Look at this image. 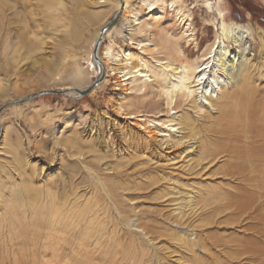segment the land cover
<instances>
[{"label":"bare ground","instance_id":"6f19581e","mask_svg":"<svg viewBox=\"0 0 264 264\" xmlns=\"http://www.w3.org/2000/svg\"><path fill=\"white\" fill-rule=\"evenodd\" d=\"M65 1L66 0H53L52 3L46 4V8L47 11L52 13L57 24L63 22V26L70 27L74 34H76V32L80 29V26L77 24L79 23L81 26L83 24L82 21L79 20L82 9L80 8L81 12L79 10L77 11L76 8L78 6L82 5L85 6L84 8H87V6L90 4L97 6L101 2L109 3L110 5L109 0H71L70 10V8L67 7ZM166 1L169 2L170 8L174 9L175 20L182 25L183 29L180 32V36L178 35V38L174 37L176 39L171 36L172 33L165 34L169 35V37L165 36L161 45H155L156 43L153 44L149 37L150 33H148L147 30H144L145 35L142 36L144 38V42L141 43H143V45L152 44L155 50L154 51L152 48V51L155 53V55L157 53V56H160L159 59L157 58L154 60V62H151L139 57L135 51H129L126 55L127 62H129L130 65L124 67L122 64L118 68H115L113 65L116 63L114 62V58L111 56L113 55L114 51L113 45H105L104 48L100 50V44L103 37L105 35L108 36L110 32L113 31L116 33H122V29L124 27L122 23L118 29L113 25V23L108 28H106L97 47V51L94 53L92 51L87 57L89 68L91 67L92 69H95L99 67L98 70L100 69V73L103 68H107L112 75L116 73H122V76L125 77L124 79H120L121 75L115 76V79L117 81L116 83L119 85L122 81H128L129 86H126L123 91L128 89L133 90L134 93L143 91V93L132 95L129 98H126V96H121L119 102H116L118 106L117 111L119 114H124V116L130 121L133 118L138 119H133L131 122H129L132 125H136V129L131 130L132 128L130 127V132H128V130H125V128H121V130H119L120 135L116 136L112 133L113 131L110 132V128L109 130L107 129V136L105 134V136L102 138L104 141L102 145L108 152L111 148L109 146H118L120 143L118 148L122 149L127 156L124 157L125 164L122 162L123 160L121 158H118L112 164L111 168L107 164L102 166L101 163L106 157V150L103 151V149H99V145L96 146V144L92 142L94 138H92L90 141L80 139L68 141L66 146L67 148L65 150L67 159L74 156H84L88 153L91 155L89 157L90 159L83 160L81 161L82 163H80V169L83 170V177L87 178V180L85 179V182H87V188L90 190V192L88 193L84 189L79 190L81 185L80 181H78V179L76 180L77 182L75 181V177L78 175L77 166L69 165L68 163L65 164V159L60 157L59 159L62 160L61 165L67 168V175H59L58 173L56 176L52 177V180L46 186L47 190L45 192L36 193L33 197V200L35 199L34 206H26V202H23L19 208H15L12 211L7 212V217H2V215L0 216V254L6 255L8 253L12 255L13 260L10 262V264H18L19 262L18 255L21 249L19 237L22 238L25 235L22 233H24L25 224H27L28 221H31V223L35 222V227L38 225L41 227V230L39 229L38 231L34 226L33 227L35 231L31 227V231H33L32 235L29 236V244L32 246L31 249L35 246L34 243L37 242V239L39 240V238L45 242L40 243L43 245L47 242V244L43 246H49L51 250L55 248L56 251V245L60 246L62 244H65L63 248H65L66 245H70L67 246L68 248L72 245L68 243L70 235L71 237L73 236L70 233L73 231L72 228H76L82 222L86 228L84 235L87 231L85 235L86 237L91 235V238H93L94 235L96 238L98 237V235L96 236V232L98 233L99 229L95 226H98L99 221H104L107 215L111 217L112 212L111 214L105 215L108 210H111L112 208L116 211L118 216L124 217V214H122L124 211L122 210L121 205L123 202L127 201L129 193L131 195L135 194V191L139 189V185L144 184L145 182L150 183L143 188V191L149 187L156 188L158 185L162 186L160 189L161 192L158 191L155 197L162 198L163 201L167 202L169 205H176L175 208L171 209V218L169 219L174 221L173 224L179 226L181 229H185L186 227H205L216 220L218 216L221 218H226L224 222L228 221L227 223L229 224H235L233 226L227 225L228 227L220 226L219 224L215 225V227H218V229L224 228L225 231L231 228V238L228 237L229 239L226 240H224L225 237L223 238L225 234L220 236L209 234V242L206 243L201 240L200 235L198 234L197 242L199 248L204 253V255H207L208 257L211 256L216 264H240L239 261H237L240 260L238 259L240 255L235 252L232 253L230 249L228 250V248L232 242H234L233 244L235 245H239V242L242 241H250V247L247 245L248 249H245V245V247H243L245 251L243 250L242 254L245 255L246 261H249L253 264H264V254H262L264 253V221H262L260 213V215L255 214L257 208L259 209L264 207V32L256 31V29L251 28V26L245 27V30L243 31L239 30L238 27H240V25L236 23L231 21L230 23H225V16L222 14L219 6H217L216 11L221 22L220 31L214 32L212 42L209 41L210 43L206 44L204 48L201 49L202 40H205V37L199 39L198 36L196 37L195 33L193 32L190 21V15L192 14H190L189 10L184 6L183 0H141L142 3L147 5V8L152 6L163 8V3ZM205 1V5L207 6V15L209 18L207 19L209 21L206 23L207 25H204L203 28L207 27L209 23L211 25H214L215 23L212 6H210L209 0ZM124 3L125 7L122 9L124 17L123 22H126L129 25L138 19L136 15L137 12H134L133 8L129 9L127 7V0H124ZM18 6L19 1L17 0H0V30L3 29L6 30V32H10L13 29L12 19L18 17L21 13ZM114 6L116 7L115 10H118L120 8V1L116 0ZM209 9H211V13L209 12ZM72 10L77 11L78 15L75 19L71 17V14L74 13L75 15L76 13H72ZM22 14H24V12H22ZM26 14L28 13H25V15ZM55 21L53 20V22ZM139 23L140 28L148 25V23ZM105 25L106 23L103 26ZM103 26L97 30L96 41ZM129 30L133 32L135 29L129 27ZM238 31L239 34L247 33L249 36H254L257 38V53L255 54V52L252 51L250 57L243 59L236 74L234 73V75H232L231 72L230 75L228 74L232 81L228 88L220 87L219 94L215 97L205 92V94L200 98L198 96V86H200L202 83L201 79L204 75L201 78L199 77L202 71H204V69L209 65V58L212 54V48H214L217 43L219 45L221 42L231 43L230 41H232L235 47H237V50L239 49L240 51V47L244 46V44L242 43L241 36L235 35V33H238ZM132 38H130V40L132 42V48H134L133 42L135 40ZM181 39L186 41L185 46H182L180 41ZM96 41L94 45L96 44ZM137 44L139 45L140 41H137ZM190 46H192L191 49ZM115 47L116 50H118L117 46ZM216 48L217 47H215V49ZM101 51L104 53L103 59H105V62L100 58ZM118 52H120L122 55L121 51ZM65 55L66 57L69 56L67 54ZM255 55L258 57V60H255ZM134 56H137V58L134 59ZM72 58V68L69 73L64 72L62 68L57 74H55V79H60L61 81H66V79L69 80L70 83H68L67 86L59 88V90H63V92L65 91L64 93L66 95H74L79 97L82 92L80 89L84 88L82 86L86 83L87 86H92L93 83L89 82L88 80L85 81V74H87V72L84 71L83 67L80 65V60L78 61V59H75L74 56ZM66 59L64 57L63 65H65ZM93 59L96 63L92 62ZM218 62L221 66L229 63L225 60V57L222 54L219 55ZM75 64L78 65L74 69L73 65ZM100 73L98 74V77L100 76ZM1 85L3 84L0 83V89L2 90L3 86ZM143 87L144 89L142 90ZM21 99H17L13 102L18 104L19 102L17 101ZM161 102L164 104L163 107ZM210 109H214L215 115L210 112ZM163 126H168L171 130H166V127ZM91 131L92 129H90V133ZM190 141L192 143L187 144V142ZM169 143L171 144L170 146L183 144L186 150L190 148L191 153L188 154L190 157V163H188L186 167H188V170L190 171L195 170L202 174L194 176L191 182H188L187 180L186 182L178 183V185L170 187H168L166 181L164 180L165 174L163 173L150 177L149 180H147V178H143V176L130 174L128 168H126V165H129L134 161L135 163L133 164V167L147 163H156V152L158 150L163 152L164 148H170ZM180 155L181 152L178 153L177 157H180ZM218 160L221 161L217 166L218 168L216 169L215 165ZM170 161L171 160H167L166 163ZM210 169H212L210 171L211 173L214 171V174L218 173L221 178L228 179L230 182H228L226 186L223 184L225 187L222 186V189L219 188L220 184L216 185L215 187H211V181L204 180L209 178V173H206ZM111 170L113 172H111ZM104 172L112 174L113 177L105 175ZM201 176H203V178L199 181L194 180L195 178H201ZM134 178H140L142 183L141 181L135 182ZM132 187H137V189L135 190ZM181 188L186 190L187 196H175L182 191ZM163 190L165 193L162 192ZM21 217L22 219L19 221V218ZM123 219L125 221V218ZM107 220L110 222V219L106 218V222L104 223L105 225ZM36 221H38L37 226ZM94 221L97 225L94 223ZM243 221L245 222L242 223ZM151 222H147L148 224L146 223L144 226H142L143 223H145L142 221V225H137L142 231V237H147V239L149 238L150 240H153L162 236H168L171 240H175V246H177L182 252H187L191 254L192 257L196 256L194 244L182 235H176L175 233H172L173 231H176L173 226L171 227L167 225L165 228V230H170L172 232L155 230V232L152 231V233L151 230H153L155 227H159L160 225ZM150 226L153 229H151ZM112 227L115 229V226ZM112 227L111 229H113ZM206 228H209V226ZM114 229L111 231L112 233L117 232H113ZM116 229H118L117 226ZM238 233L241 234L237 235ZM105 235L108 236L110 234L105 233ZM125 235L126 233H124L123 236ZM142 237L140 238L142 239ZM140 238L138 240L137 237L139 242L142 241H140ZM102 239L106 238L104 237ZM85 240L87 241V239ZM133 240H135V238ZM102 241L104 243V240ZM146 242L148 243L150 241ZM95 243H98V240H95ZM259 243H261V246ZM134 244L132 245L134 246ZM143 244L144 243L141 245L143 246ZM25 245L27 244L25 243ZM116 247L118 248V246ZM134 247H136V245ZM138 247H140L139 249L141 250V246L139 245ZM93 248L94 247H92V250ZM143 248L145 249L146 247H142V249ZM89 249L91 250V248ZM96 249H100V247ZM103 249L104 248H102V250ZM146 249L148 251L150 248L148 249L147 247ZM51 250L48 251L51 252ZM25 251L27 254L28 250ZM55 251L53 250L54 253ZM74 251L72 253H74ZM98 251L96 250V253L94 252L93 255L97 254ZM104 251L105 250H103V252ZM216 251H220L222 254L221 257L223 258L218 256L219 253ZM239 251L240 250H238V252ZM172 252L167 254L170 255ZM72 253L69 255H72ZM80 253L77 252V254H74L75 256L79 257L78 254ZM145 253L141 255L144 257L140 258V260L138 259L139 261L136 264L160 263V256L158 255L157 251L151 250L149 253ZM124 254L125 252L123 255ZM82 255L80 257L84 258ZM40 256H42V254H40L39 257ZM3 258L4 257H0V264H6ZM66 258L62 257L61 260H55L54 264H68L71 262L69 260L67 261ZM91 258L93 257L91 256ZM117 258L119 257L117 256ZM132 258L133 253H127L126 250V258L120 259L126 261L128 264H132V262H134V260L131 262ZM24 259L26 258L24 257ZM43 259H41V264L50 263H47L48 260L45 261L46 259L44 260L46 263L43 262ZM63 259H66V261L62 262ZM197 259L199 261L198 264H206L202 257L198 256ZM21 260L22 262H25V260L20 259V261ZM33 260L35 261V259ZM85 260L82 262L85 263ZM31 261L30 263H32ZM92 261L95 263V260ZM37 263L40 264L39 262Z\"/></svg>","mask_w":264,"mask_h":264},{"label":"rangeland","instance_id":"374dc122","mask_svg":"<svg viewBox=\"0 0 264 264\" xmlns=\"http://www.w3.org/2000/svg\"><path fill=\"white\" fill-rule=\"evenodd\" d=\"M17 1H19L18 8L20 9L21 13L19 14L20 17H13V29L10 32H6V30L3 29L0 30V79L2 80H0V83L3 84L1 85L3 86V89H0V106L6 104V102L21 99L25 96L32 95L45 89H59L67 86L70 81L67 79L66 81H61L60 79L57 80L55 79V74H57L62 68L64 72L69 73L72 68L71 64L73 61V56L75 59H78V61L80 60V65L83 67V70L87 72V74H85V81L88 80L92 83L93 79L98 77L100 69L98 70L99 67L95 69H92L91 67L89 68L87 57L93 51V46L97 36V30H99L101 26H103L109 19H111L115 12L119 11V15L118 19L113 25L118 29L120 28V25L122 23L124 25L122 29L123 31L122 33H116L113 31L110 32L108 36L105 35L103 37L100 44V50H102L105 45H113L114 51L113 55L111 56L114 58V62L116 63L113 65L115 68H118L122 64L124 67L130 65V63L127 62L126 55L129 51H135V53H137L139 57L151 62H154L155 59L160 58L159 55L157 56V53L155 55V53L152 51V48L154 50L152 44L143 45V43H141L144 42V38L142 37L143 35H145L144 30H147L148 33H150L149 37L152 40L153 44L156 43L155 45H161L164 37H169V35L165 34L172 33L171 36L173 38H178V35L180 36V32L183 29L182 25L175 20V11L174 9L170 8V4L167 1L163 3V8H157L156 6L147 8V5L145 3H142L141 0H127V7L129 9L133 8L134 12H137L136 15L138 17L136 21H133L129 25L126 22H123L124 17L122 9L125 7L124 0H119L120 8L118 10H115L116 7L114 6L116 0H109L110 5L109 3L105 2H101L97 6L90 4L89 6H87V8H84L85 6L80 5L76 9L80 12L82 9L79 20H81L83 24L82 26L79 23L77 24L80 26V29L76 32V34L72 32L73 30H71L70 27H64L63 22L57 24L52 13L47 11L46 4L52 3L53 0ZM70 1L71 0H66L65 3L71 10ZM209 3L210 6H212V11L214 14L213 18L215 23L214 25H211L209 23V25L207 26L208 28H203L204 25L209 21L207 15V6L205 5L206 1L183 0L184 6L189 10V13L192 14L190 15V21L193 32L195 33L196 37L198 36L199 39L205 37V40H202L201 49H203L206 44L212 42L214 32L220 31L221 22L220 17L216 11L217 6H219L222 14L225 16V23H230V21L236 23L240 25V27H238L239 30L243 31L245 30V27L251 26V28L256 29V31L264 32V0H209ZM243 6L250 7V10H252V15H250L249 13L243 14ZM24 8H26L27 10ZM210 10L211 9H209V12L211 13L212 11ZM77 11H71L72 13L76 12L75 15L74 13L71 14V17H73V19H75L78 15ZM22 12H24V14H22ZM25 13H30V16L28 14L25 15ZM53 20L55 22H53ZM139 22L148 23V25L146 26L144 24L145 27L140 28ZM129 27L135 30L132 32L129 30ZM235 35L241 36L242 43L244 44V46L240 47V51L239 49L237 50V47H235L232 41H230L231 43L221 42L219 45L217 43L214 48H212V54L209 58V65L204 69V71H202L199 77L201 78L204 75L201 79L202 83L200 84V86H198V96L200 98L205 94V92L215 97L219 94L220 87L228 88L232 82L228 74L230 75V72L232 75H234V73L236 74L243 59L250 57L252 51H254L255 54L257 53L258 40L256 37H251L247 33L239 34V31L238 33L236 32ZM129 37H133L132 39L135 40L133 42L134 48H132V42ZM137 41H140L139 45L137 44ZM180 41L182 43V46L186 45L185 40L181 39ZM115 46H117L118 50H116ZM191 47L192 46H190V49ZM215 47L217 48L215 49ZM118 51H121L122 55ZM65 54L71 57H66ZM220 54L224 55L225 60L229 63L224 66L219 65L218 57ZM64 57L65 59H68L65 60L67 62H65L67 70L65 65H63ZM103 57L104 53L101 51L100 58L105 62V59H103ZM256 57L257 56L255 55V60H258V57ZM136 58L137 56H134V59ZM92 62H95L94 59L92 60ZM75 65H73L74 69L78 64ZM103 69V79L101 80L99 85L94 86V88L85 96L78 97L74 95L68 96L51 94L42 95L31 101L8 105L0 112V216L2 215V217H7V212H10L15 208H19L23 204V202H26V206H34L35 199L33 200V197L36 193L45 192L47 190L46 186L50 183L52 177L56 176V174L58 173L59 175H67V168L61 165L62 160L59 159L60 157H62V159H65V164L68 163L69 165L77 166L78 175L77 177H75V181L77 179L78 181H80L81 185L79 187V190L84 189L89 193L90 190L87 188V182H85V179L87 180V178L83 177V170L80 169V163H82L81 161L83 160L90 159L89 157L91 155L90 153H88L84 156H74L67 159L65 150L67 148L66 146L68 144V141H73L75 139L90 141L92 138H94L92 142H94L96 146L99 145V149H103V151H105L106 148L102 145L104 143L102 138L105 136V134L107 136V131L110 128L112 129H110V132L113 131L112 133L116 136L120 135L119 130H121V128H125V130H128V132H130V127L132 128L131 130L136 129L137 126L132 125L129 122L137 118H133L130 121L124 116V114H119L117 111L118 106L116 102H119L121 96H126V98H129L132 95L141 94L143 93V91L137 93H134L133 90L129 89L123 91L126 86H129L128 81H122L119 85L116 83L117 81L115 79V76L120 75V79H124L125 77L122 76V73H116L112 75L107 68ZM85 86H87V83L84 84L82 86L84 88L80 90H84L89 87ZM143 89L144 87L142 88V90ZM161 103L163 107L164 104L163 102ZM210 112L215 115L214 109H210ZM163 127H166V130H171L168 126ZM90 129H92L91 133ZM189 143L191 144L192 142H187V144ZM170 145L171 144L169 143V146ZM118 146H109L111 148L109 152L107 150L105 151L106 157L101 163L102 166L107 164L111 168L112 164L118 158H121L123 160L122 162L125 164L124 157H127L126 153L122 149L118 148ZM179 152H181V155L180 157H177ZM190 153V148L186 150L183 144H176L170 146V148L168 149L164 148L163 152L158 150L156 152V163H147L133 167V164L135 163L134 161L133 163L126 165V168H128L130 174L143 176V178H147V180H149L150 177L157 176L158 174L163 173L165 174L164 180L166 181L168 187L176 186L178 185V183H183L187 180L188 182H191L194 176L202 174L195 170L190 171L188 170V167H186L187 164L190 163V157L188 156V154ZM167 160L171 161L166 163ZM220 161L221 160H218V162L216 163V169L218 168L217 166L220 164ZM164 163L166 164L163 165ZM211 170L212 169H210L206 173H209V178L204 179L211 181V187H215L216 185L220 184L219 188L222 189L228 182H230L228 179L221 178L218 173L214 174V171L211 173ZM111 172L113 171L111 170ZM104 173L107 176L113 177L112 174H108L106 172ZM203 176H201V178H195L194 180L199 181L203 178ZM134 181H141L142 183V180H140V178H134ZM149 183L150 182H145L144 184L139 185L138 190H136L137 187H132L136 190H134L136 193L132 195L129 193L127 201L123 202V204L121 205V208L124 211L122 213L124 214V217L118 216L116 214V211L112 208L111 210H108L106 212L105 215L111 214V212L112 214L111 217L107 215L104 221H99L98 226H95L99 229L98 233L96 232V236L98 235V237H96L97 239L94 237V235L93 238H91V235L86 237L85 235L87 231L84 235V231L86 230V228L84 227V224L82 222L76 228L73 227V231L70 232L73 235L72 237L70 235V238L68 240V243L72 244L71 247L67 248V246L70 245H66L65 248H63L65 244H62L60 246L56 245L57 250L55 251V248L53 249L55 253L49 246H43L46 245L47 242L46 244L42 245V243L45 242L40 240L41 238H39V240L37 239L38 243L35 242V246L31 249L32 246L29 244V236L32 235L33 231L31 230L32 228L34 229L35 222L31 223V221H28L29 224L28 222L27 224H25L26 230L24 229V233H22L25 235L22 238L19 237L21 249L18 255V264H25V262L26 264H38L37 262H42L41 259L43 258V262L48 260L47 263L50 262L48 264H54L55 260H61L62 257H68L66 259L67 261H71L69 262L71 264H75V262L76 264H128L126 263V261L121 260L123 258H126V250L127 253H133L131 262L133 260L134 262H132V264H136L140 260V258L144 257L141 256L143 255V253H149L151 250L157 251L158 255L160 256L159 264H198V256L202 257L203 261L206 264H216L211 256L208 257L207 255H204V253L199 248L197 242L198 234L200 235L201 240L206 243L209 242V234L215 236L225 234L223 238L225 237L224 240H226L231 238V228L225 231L224 228L218 229V227H215V225L219 224L220 226H233L235 224H229L227 223L228 221L224 222L226 218H221L220 216H218L216 220L211 222L210 225H207L209 226V228H206L207 226H205L186 227L185 229H181L179 226L173 224L174 221L169 219L171 218V209L175 208L176 205H169L167 202L163 201L162 198L155 197L158 191L161 192V185H158V187L156 186V188L149 187L148 189L143 191V188ZM223 184H225V186ZM181 190L182 191L175 196H187L186 190H184L183 188H181ZM162 192L165 193L164 190ZM28 202L30 205L28 204ZM263 210L264 207H261L259 209L257 208L255 213L256 215L259 213L261 214L262 221H264ZM22 217L19 218V221L22 219ZM106 218L110 219V222L109 220H107V223L105 225L104 223L106 222ZM123 218H125V221ZM142 221L145 222L143 223V225ZM151 221L160 225L159 227H155L153 229L151 227V224L150 227L151 229H153L151 230V232H155V230L172 232L170 230H165V228L167 225L171 227L173 226L176 231H173L172 233H175L176 235H182L194 244L196 256L192 257L191 254L182 252L177 246H175V240H171L168 236H162L158 239L153 240H150L149 238L147 239V237H142V231L137 225L141 224L142 226H144V224ZM244 222L245 221H243L242 223ZM123 223L126 225V227ZM37 225L38 221H36V226ZM112 226H115V229L117 226L118 229L115 230ZM111 227L114 229L113 232H117L112 233L111 231L113 229H111ZM108 228L110 231L108 230ZM35 229H37L38 231L39 229L41 230V227H39L38 225L37 227H35ZM105 233H109L110 235L107 236L105 235ZM124 233L128 235L123 236ZM239 234L241 233H238L237 235ZM101 236H104L107 240L102 239L104 237ZM112 236H114L115 238ZM88 237H90L91 239ZM137 237L138 240L140 237H142V239L140 238V241H142L139 242L137 240ZM134 238L135 240H133ZM85 239H87V241ZM101 239L104 240V243ZM95 240H98V243H95ZM105 240L107 241V243ZM146 241L150 242L147 243ZM88 242L90 245L88 244ZM90 242H92L93 244ZM249 242L250 241L239 242V245L241 246L235 245L233 244L234 242H232V244L228 248V250L230 249L232 253L235 252L240 255L238 258L240 260H237L240 264H253L249 261L247 262L245 259V255L242 254L244 250L243 247L246 246L245 249H248L247 245H249ZM25 243L29 247L25 245ZM111 243H113L114 245ZM142 243H144L145 246L144 244L142 246ZM101 244L104 247H102ZM132 244H134V246L136 245V247H134ZM259 244L261 246V243ZM139 245L141 246V250L139 249L140 247H138ZM91 246L94 247L93 250ZM116 246H118V248ZM99 247L100 249H96ZM142 247H148V249L150 248L148 250L149 252L146 248V251L144 248L142 249ZM89 248H91V250ZM102 248H104V252ZM237 248L238 250H240L239 252ZM25 250H28L27 254ZM48 250H51V252H49ZM81 250L83 251V253ZM96 250H99V253L97 252V254L100 257L97 254L93 255L94 252L96 253ZM73 251L75 254H77V252H81L80 254H78L79 257L75 256V254L72 253ZM124 252L125 254L123 255ZM170 252L172 253L168 255L167 253ZM216 252L219 253L218 256L221 257V252ZM71 253L72 255H69ZM102 253L104 256L102 255ZM38 254H42V256L39 257ZM6 255H8L9 258ZM6 255L0 254V257H4V262L6 264H10V262L13 260L12 255L8 253ZM81 255L84 258L80 257ZM91 256L93 258H91ZM117 256L119 258H117ZM24 257L26 259H24ZM37 257L41 259H38ZM71 257H74L75 261L74 258L72 259ZM20 259L25 260V262H22V260L20 261ZM33 259H35V261ZM66 259H63L62 262L66 261ZM31 260H33L34 262ZM84 260L85 263H83ZM92 260H95V263ZM30 261L32 263H30Z\"/></svg>","mask_w":264,"mask_h":264},{"label":"water","instance_id":"95a60500","mask_svg":"<svg viewBox=\"0 0 264 264\" xmlns=\"http://www.w3.org/2000/svg\"><path fill=\"white\" fill-rule=\"evenodd\" d=\"M118 15H119V11L116 12V13L113 15V18L110 19V20H108V21L106 22V25L103 26V27L101 28V30H100V35H99V37H98V39H97V41H96V44L93 46V53H94L95 51H97V47H98V45H99V43H100V41H101V39H102V37H103V33H104V31H105L106 28H108L112 23L114 24V23L116 22V20L118 19ZM95 54H96V53H95ZM103 77H104V73H103V70H101V74H100V76H99V77H96V78L93 79V82H92L93 85H94V86L99 85V83L101 82V80L103 79ZM93 85H92V86L90 85V86L87 87L86 89L82 90V92H81V94H80L79 96H85L86 94H88L89 91L92 90ZM50 94H51V95H66V94H64L63 90H59V89H45V90L39 91V92H37V93H34V94H32V95L25 96L24 98H22L21 100H18L17 102H19V103L22 102V103H23V102L31 101V100H33V99H35V98H38V97L42 96V95H50ZM68 96H69V95H68ZM70 96H72V95H70ZM12 104H15V103H14L13 101H9V102H6V104L1 105V106H0V112H1L6 106H8V105H12Z\"/></svg>","mask_w":264,"mask_h":264},{"label":"trees","instance_id":"16d2710c","mask_svg":"<svg viewBox=\"0 0 264 264\" xmlns=\"http://www.w3.org/2000/svg\"><path fill=\"white\" fill-rule=\"evenodd\" d=\"M242 9L244 10V13L243 14L249 13L250 15H252V10H250V7L243 6ZM254 16H256V15H254Z\"/></svg>","mask_w":264,"mask_h":264}]
</instances>
